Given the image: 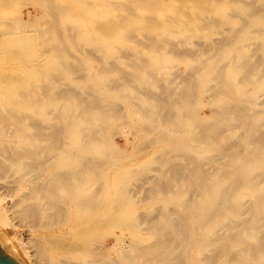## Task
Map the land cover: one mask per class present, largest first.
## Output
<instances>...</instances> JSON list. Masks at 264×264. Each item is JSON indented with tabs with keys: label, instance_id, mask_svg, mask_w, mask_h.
I'll use <instances>...</instances> for the list:
<instances>
[{
	"label": "bare ground",
	"instance_id": "obj_1",
	"mask_svg": "<svg viewBox=\"0 0 264 264\" xmlns=\"http://www.w3.org/2000/svg\"><path fill=\"white\" fill-rule=\"evenodd\" d=\"M103 2L0 0V254L264 264V0Z\"/></svg>",
	"mask_w": 264,
	"mask_h": 264
},
{
	"label": "rangeland",
	"instance_id": "obj_2",
	"mask_svg": "<svg viewBox=\"0 0 264 264\" xmlns=\"http://www.w3.org/2000/svg\"><path fill=\"white\" fill-rule=\"evenodd\" d=\"M108 0H104V2H103V6L104 7H106V8H109V4H108V2H107ZM29 13L30 15H33V14H35V10H34V8H32L30 5H27V6H25V8L23 9V17L24 18H26L27 17V13ZM43 27V26H42ZM42 27H40V28H42ZM140 37V36H139ZM2 39V40H1ZM140 39L141 40H143L141 37H140ZM0 41L2 42V43H5L6 44V39L5 38H0ZM12 50V49H11ZM37 51V53H36V56L37 57H39V56H41L42 54V49H37L36 50ZM39 51V52H38ZM122 53V55L123 54H127V53H125L124 51H122L121 52ZM35 62L36 63H34L37 67H38V65H40L41 64V59L39 60V59H37V60H35ZM9 65H11V64H9ZM13 65V64H12ZM25 65H29V62H25ZM14 66V65H13ZM40 67V66H39ZM44 85H46V86H48L49 85V83L48 82H46V83H43ZM43 85V86H44ZM50 86V85H49ZM49 86H48V88L47 87H44V88H47V89H49ZM41 87V86H40ZM39 87V88H40ZM37 89V92L39 93V96H40V94L42 93H40V91H42V88H40V89ZM43 88V89H44ZM44 95L42 94V96H40V97H43ZM207 99H208V96H207V94H202V96H201V101L202 102H206L207 101ZM45 110H50V111H48L49 112V114H48V112L47 111H45ZM45 110H43V114L45 115V117H47V118H49V120H50V118H51V109L50 108H47V109H45ZM205 113L207 112V109H204L203 110ZM46 112V113H45ZM113 141L115 142H117L119 145H120V147L121 148H124V144H123V141L122 140H120L118 137H113ZM148 157H146L145 159H147ZM135 158H128V160L127 161H130V160H134ZM136 159H141V157H138V158H136ZM133 167V166H132ZM28 178H30L29 176H28ZM13 179H14V177L11 175V174H8V175H5V176H3L2 178H0V187L1 186H3V187H5V186H12V185H14V182H13ZM134 185H136V183H133V185H131L130 187L131 188H134L133 186ZM10 194V193H9ZM11 195H13V193H11ZM136 196H140V194H137ZM12 198H14V197H12ZM140 209V211L142 212L143 210L141 209V208H139ZM139 209H137V212H140L139 211ZM140 212V213H141ZM21 227V228H20ZM20 227H16V231H15V234L19 237V238H21L22 240H24V241H26L28 238H30V237H32V235H30V233H29V231L27 230V228L26 227H23V226H20ZM20 230V231H19ZM27 231V232H26ZM6 233H9L10 231H5ZM40 232V231H39ZM37 233V235L38 236H40V235H42V232H40V233ZM125 233V234H124ZM21 235V236H20ZM126 235V236H125ZM122 236L123 237H125L124 239H125V241L126 242H128L129 240H131V236H130V234L127 232V230H124L123 232H122ZM130 237V238H129ZM128 238V239H127ZM105 239H107V240H105ZM108 239H111V237L110 236H106V237H104V240H103V242H105V241H107V244L109 245V243H108ZM20 252H21V254H22V256H23V258H24V261H25V263L26 264H41V263H38L35 259V257H34V250H33V252H32V249H29V248H22V249H20ZM32 252V253H31ZM55 254H57L58 255V253L56 252ZM29 257V258H28ZM32 262V263H31Z\"/></svg>",
	"mask_w": 264,
	"mask_h": 264
},
{
	"label": "water",
	"instance_id": "obj_3",
	"mask_svg": "<svg viewBox=\"0 0 264 264\" xmlns=\"http://www.w3.org/2000/svg\"><path fill=\"white\" fill-rule=\"evenodd\" d=\"M0 264H10V263L0 254Z\"/></svg>",
	"mask_w": 264,
	"mask_h": 264
}]
</instances>
